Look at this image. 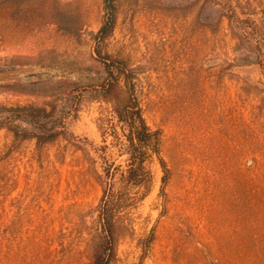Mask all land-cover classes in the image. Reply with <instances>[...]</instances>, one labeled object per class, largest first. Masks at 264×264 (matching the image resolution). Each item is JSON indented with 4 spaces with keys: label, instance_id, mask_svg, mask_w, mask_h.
<instances>
[{
    "label": "rangeland",
    "instance_id": "obj_1",
    "mask_svg": "<svg viewBox=\"0 0 264 264\" xmlns=\"http://www.w3.org/2000/svg\"><path fill=\"white\" fill-rule=\"evenodd\" d=\"M114 3L99 40L103 0H0V264H92L94 169L127 158L98 128L115 122L106 63L131 73L159 139L144 195L115 178L109 264H249L252 206L264 209V0ZM24 106L45 111L29 122ZM43 123L63 133L42 140Z\"/></svg>",
    "mask_w": 264,
    "mask_h": 264
},
{
    "label": "trees",
    "instance_id": "obj_2",
    "mask_svg": "<svg viewBox=\"0 0 264 264\" xmlns=\"http://www.w3.org/2000/svg\"><path fill=\"white\" fill-rule=\"evenodd\" d=\"M105 16L104 20L97 31L99 40H104L112 31L115 18L114 0H103ZM224 2L230 5L231 0H214ZM113 62V61H110ZM106 63L109 76L106 81L101 84L102 96L112 104V112L115 116V122L110 116H104L103 123L98 126L101 133L105 136L110 135L116 139L120 146H123L124 152L127 154L126 168H122L119 164L113 162L105 163L101 171L94 169V176L102 184V193L98 203L99 243L98 248L92 258V264H109L114 254L113 234H112V215L120 207L125 199L118 197V190L114 188L115 178L120 181V191L125 190L127 186L134 185L143 190L145 194L148 187H145L144 178L146 176L145 160L150 156V150L158 154L159 139L158 132L152 131L147 125L141 105L137 98L135 84L131 79V73L123 68H110ZM264 72V68L262 67ZM123 83H120V78ZM27 121L31 122L37 118L40 112H44L43 107L24 106ZM40 123V121H39ZM38 123V124H39ZM46 123L41 124L42 130L38 136L42 140H49L57 137L63 131L60 127L51 124L48 128ZM161 166L164 170L162 175V183L166 182V170L164 161L159 157ZM253 200L252 202H254ZM264 202V201H263ZM253 205V204H252ZM254 221L250 226V244L251 255L249 264H264V209H254Z\"/></svg>",
    "mask_w": 264,
    "mask_h": 264
}]
</instances>
